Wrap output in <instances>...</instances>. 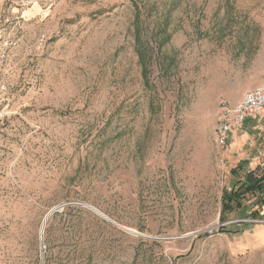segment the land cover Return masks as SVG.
Returning <instances> with one entry per match:
<instances>
[{
    "label": "rangeland",
    "instance_id": "1",
    "mask_svg": "<svg viewBox=\"0 0 264 264\" xmlns=\"http://www.w3.org/2000/svg\"><path fill=\"white\" fill-rule=\"evenodd\" d=\"M263 82L264 0H0V264H264V121L215 134Z\"/></svg>",
    "mask_w": 264,
    "mask_h": 264
},
{
    "label": "trees",
    "instance_id": "2",
    "mask_svg": "<svg viewBox=\"0 0 264 264\" xmlns=\"http://www.w3.org/2000/svg\"><path fill=\"white\" fill-rule=\"evenodd\" d=\"M180 0H172V4H178ZM244 162L239 163L234 169H232V173L236 176V182H234V186L230 189H227L223 192L221 205V220L222 223L229 221V214L234 211H244L243 208L248 210L246 207V202L252 198H255V205L252 206V214L250 215L253 219L261 218L262 209H254V207L264 206V173L259 175L257 173V169L249 170L245 166ZM245 210V212H247ZM246 225L245 222H233L229 224V226H240ZM222 227H227L224 225Z\"/></svg>",
    "mask_w": 264,
    "mask_h": 264
},
{
    "label": "built area",
    "instance_id": "3",
    "mask_svg": "<svg viewBox=\"0 0 264 264\" xmlns=\"http://www.w3.org/2000/svg\"><path fill=\"white\" fill-rule=\"evenodd\" d=\"M264 113V82L244 93L242 98L234 103L223 99L219 103V114L215 128L216 142L225 147L230 143L231 133L243 130L249 118H255ZM253 222L256 220H250Z\"/></svg>",
    "mask_w": 264,
    "mask_h": 264
},
{
    "label": "crops",
    "instance_id": "4",
    "mask_svg": "<svg viewBox=\"0 0 264 264\" xmlns=\"http://www.w3.org/2000/svg\"><path fill=\"white\" fill-rule=\"evenodd\" d=\"M262 119H264V115H262L261 118L258 119L257 122H253L250 125H248V126L245 127L246 130L244 131V134H245L244 139L247 138V135H249L251 132H253V129H255L256 127H258L260 121H264ZM234 133H238V132H234ZM234 133H231V138H233V134ZM231 138H230V141H231ZM236 143L237 142L234 141V144L232 146H235ZM244 163L246 164L245 166H246L247 169L252 170L251 168L248 167V163L247 162L244 161Z\"/></svg>",
    "mask_w": 264,
    "mask_h": 264
},
{
    "label": "water",
    "instance_id": "5",
    "mask_svg": "<svg viewBox=\"0 0 264 264\" xmlns=\"http://www.w3.org/2000/svg\"><path fill=\"white\" fill-rule=\"evenodd\" d=\"M87 207H89L90 209H92L95 213H97L98 215L102 216L104 219H106L107 221L112 222L113 224L117 225L116 222H114L113 220H111L108 216H106L104 213H102L101 211H99L97 208H95L92 205L89 204H85ZM55 210H52L51 212H49V214L47 215L45 221L47 220V218L51 217L53 215ZM119 226V225H118Z\"/></svg>",
    "mask_w": 264,
    "mask_h": 264
},
{
    "label": "bare ground",
    "instance_id": "6",
    "mask_svg": "<svg viewBox=\"0 0 264 264\" xmlns=\"http://www.w3.org/2000/svg\"><path fill=\"white\" fill-rule=\"evenodd\" d=\"M47 220H48V218H47ZM47 220H46V221H44L43 228H44V226H45V223L47 222Z\"/></svg>",
    "mask_w": 264,
    "mask_h": 264
}]
</instances>
